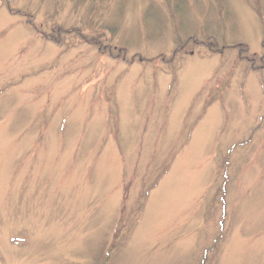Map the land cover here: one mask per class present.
Wrapping results in <instances>:
<instances>
[{"label":"rangeland","instance_id":"1","mask_svg":"<svg viewBox=\"0 0 264 264\" xmlns=\"http://www.w3.org/2000/svg\"><path fill=\"white\" fill-rule=\"evenodd\" d=\"M0 264H264V0H0Z\"/></svg>","mask_w":264,"mask_h":264}]
</instances>
